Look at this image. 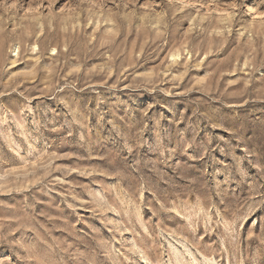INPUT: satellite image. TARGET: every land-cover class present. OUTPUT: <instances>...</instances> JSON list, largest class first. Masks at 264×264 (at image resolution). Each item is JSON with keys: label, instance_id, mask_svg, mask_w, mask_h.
I'll use <instances>...</instances> for the list:
<instances>
[{"label": "rangeland", "instance_id": "374dc122", "mask_svg": "<svg viewBox=\"0 0 264 264\" xmlns=\"http://www.w3.org/2000/svg\"><path fill=\"white\" fill-rule=\"evenodd\" d=\"M0 264H264V0H0Z\"/></svg>", "mask_w": 264, "mask_h": 264}]
</instances>
